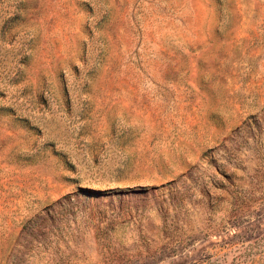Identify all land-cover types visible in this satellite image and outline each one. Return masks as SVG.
Returning a JSON list of instances; mask_svg holds the SVG:
<instances>
[{"label": "rangeland", "instance_id": "1", "mask_svg": "<svg viewBox=\"0 0 264 264\" xmlns=\"http://www.w3.org/2000/svg\"><path fill=\"white\" fill-rule=\"evenodd\" d=\"M0 264H264V0H0Z\"/></svg>", "mask_w": 264, "mask_h": 264}]
</instances>
